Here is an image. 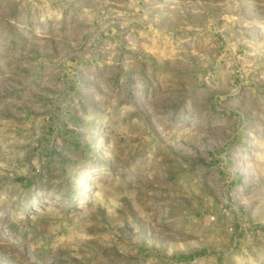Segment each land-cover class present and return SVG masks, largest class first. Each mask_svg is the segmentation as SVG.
Returning a JSON list of instances; mask_svg holds the SVG:
<instances>
[{
  "label": "rangeland",
  "instance_id": "rangeland-1",
  "mask_svg": "<svg viewBox=\"0 0 264 264\" xmlns=\"http://www.w3.org/2000/svg\"><path fill=\"white\" fill-rule=\"evenodd\" d=\"M0 264H264V0H0Z\"/></svg>",
  "mask_w": 264,
  "mask_h": 264
},
{
  "label": "bare ground",
  "instance_id": "bare-ground-1",
  "mask_svg": "<svg viewBox=\"0 0 264 264\" xmlns=\"http://www.w3.org/2000/svg\"><path fill=\"white\" fill-rule=\"evenodd\" d=\"M96 171H97V170H95V169H94V170H92V172H91V173H92V174H94Z\"/></svg>",
  "mask_w": 264,
  "mask_h": 264
}]
</instances>
